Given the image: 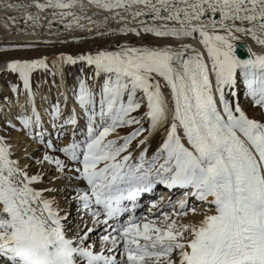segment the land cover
I'll return each mask as SVG.
<instances>
[{
	"label": "snow or ice",
	"instance_id": "1",
	"mask_svg": "<svg viewBox=\"0 0 264 264\" xmlns=\"http://www.w3.org/2000/svg\"><path fill=\"white\" fill-rule=\"evenodd\" d=\"M0 8L61 44L123 40L3 62L0 264H264V0ZM159 185L180 195L136 215Z\"/></svg>",
	"mask_w": 264,
	"mask_h": 264
},
{
	"label": "bare ground",
	"instance_id": "2",
	"mask_svg": "<svg viewBox=\"0 0 264 264\" xmlns=\"http://www.w3.org/2000/svg\"><path fill=\"white\" fill-rule=\"evenodd\" d=\"M86 3V0H85ZM100 10L95 9L91 6H89L87 8V14L88 15H92L93 13L99 12ZM12 15H18L17 13H12ZM104 14L101 13V16L99 18H102ZM93 19H97L96 16H93ZM8 25V27L6 28L5 25ZM113 27H116L117 25H115V23L112 24ZM20 28L22 29V31L20 32H16L15 28ZM60 30V26L59 25H55L53 27V29L51 31H59ZM32 30L31 29H26L24 26L23 21H21L19 24L13 25L11 23V21L8 20V12H6L5 10H3L2 8H0V46L1 45H11V44H17V45H33L37 46V47H54L57 48L58 46H69V45H75L78 43H83V42H78L77 40H74L73 37L74 36H80V35H84V36H88L89 34L87 33H68V32H62L61 33V38H65L66 42L64 44L59 43L58 37L55 35H49V30L47 28H42V29H37L36 35H32L31 34ZM86 41H92V40H86ZM84 41V42H86ZM45 42H49V43H45ZM245 43H250V41H246ZM254 50H259L256 49L255 45H253ZM51 57V56H50ZM3 62L4 61H0V68H2L3 66ZM5 75V73L3 71H0V75ZM3 75V76H4ZM72 85L69 87L71 89ZM45 96H48V91H46V93H43ZM39 95L37 94V104L39 106L40 104V99H39ZM56 96V92L52 91L51 93V97L55 98ZM15 135V134H14ZM153 144H155L153 142ZM154 147V146H153ZM151 151V149H150ZM164 188L158 197H156L155 199L152 200H147L149 203L155 200H159L161 197H163L164 199H167L168 196H173L175 193H177L176 195H180L179 191H176L174 189L173 193L170 195V190L165 189V187L163 185H159V187ZM158 186L152 191V192H144L141 194H144L146 197H152V195L157 191ZM177 196V197H178ZM138 203L141 205V200H138ZM140 210V208L136 209V215H141L143 212H146L147 209H145L144 211L141 210V212H138Z\"/></svg>",
	"mask_w": 264,
	"mask_h": 264
},
{
	"label": "rangeland",
	"instance_id": "3",
	"mask_svg": "<svg viewBox=\"0 0 264 264\" xmlns=\"http://www.w3.org/2000/svg\"><path fill=\"white\" fill-rule=\"evenodd\" d=\"M117 39H120V42H123V40L120 37H108V38H97L95 39V41H86V42L78 43L75 45L58 46L57 48L50 47V46L49 47H37V46L20 47L17 44L1 45L0 46V61H5V59L7 58H35L38 55H47L50 57L53 54H58L61 51L65 52L66 54H76L82 50H87L89 48H95L97 45L107 46L108 44L112 43L114 40H117ZM132 39H135V38L133 37ZM5 49L7 51H5ZM67 72H68V77H67L68 85L70 87L72 85V81L75 75L78 73V69L68 67ZM3 75H0V95L9 94L11 95L12 100L15 101L16 96L15 94L10 93V88L12 84L18 83L17 77L15 75H9V74H5L4 76ZM45 79L48 81V83L42 85L41 91L43 93H46V91H48L49 85L53 83L51 75L44 76L41 74L39 80L34 79L33 80L34 90H35L36 85L39 84L41 80H45ZM249 114L253 115L254 113L250 112ZM153 146H155V144H153ZM163 189L164 188H162L161 186L160 187L158 186L157 191L152 195V197L151 196L145 197L144 195H141L140 199H141L142 204H141L139 212H141V210L144 211L146 209V207L144 206L149 204L147 200H152L158 197L160 192ZM177 196L178 195H173L172 197L175 198ZM122 219H127V216L122 217Z\"/></svg>",
	"mask_w": 264,
	"mask_h": 264
},
{
	"label": "water",
	"instance_id": "4",
	"mask_svg": "<svg viewBox=\"0 0 264 264\" xmlns=\"http://www.w3.org/2000/svg\"><path fill=\"white\" fill-rule=\"evenodd\" d=\"M245 43V42H244ZM245 53V49L243 48H238V54L243 55Z\"/></svg>",
	"mask_w": 264,
	"mask_h": 264
}]
</instances>
